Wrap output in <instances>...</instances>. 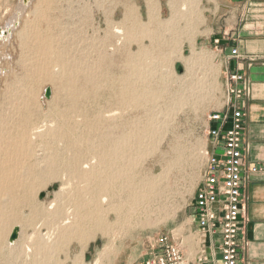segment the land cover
<instances>
[{
	"label": "rangeland",
	"instance_id": "1",
	"mask_svg": "<svg viewBox=\"0 0 264 264\" xmlns=\"http://www.w3.org/2000/svg\"><path fill=\"white\" fill-rule=\"evenodd\" d=\"M23 1L25 0H0V30L8 22L14 20L17 14H20ZM210 1L216 2V7L219 9L217 0H157L155 8L157 13L160 12L161 20L165 21L168 19L173 11L175 13L178 12L177 14L180 17L186 16L191 21L187 23L186 21H180L178 25L190 28L192 25L194 29V31H191L190 28H186L188 32H194V34L186 32L184 36L181 34L177 35L179 32L175 30L165 32V35L171 40H169L168 45L171 48L168 50L169 56L172 52L170 61L166 62L156 52L151 54L153 56L150 55V58L141 55L142 57L139 56L138 59L143 64L154 62L156 68L155 76L152 75L154 79L150 77L146 82L142 79V81L138 80V90L140 91L142 85H144V88L148 86L167 89L169 94L166 97L170 102L167 101L166 103L165 99L159 100V102L154 103L155 105L149 103L148 107L144 106L145 103H143V106L140 105L142 107H136V105L126 102V104L124 103L126 106L122 105L123 109L121 107V111L114 116V122L112 121V123L106 117V112L103 111H107L109 105L111 107L115 106V103L112 102V95L116 98V92L123 86L120 85L121 78L125 75L127 76V74H133L134 71L132 67L128 68L124 64L120 66L114 64L116 67L107 65V70L102 72L101 67L105 64L99 58V55L109 50H104V42L107 39H115V42L117 41V37L114 35L116 27L123 32L121 35L122 40L127 35H130L129 31H133L132 27L134 25L137 24L138 26L139 24L143 28L147 27L150 9H148L146 1L32 0L30 6L21 13V22L17 30L13 32L12 38L0 44V120L12 111V105L10 104L12 94L16 92L20 94L21 90L26 87H34V94L37 96L35 106L33 105L34 109L35 111L39 110L37 111L39 113H43L40 116L38 113V117L34 118L38 122V126H41L42 123L44 125L46 118L43 115L48 114V117H52V112L58 108L57 105H62V101L60 102V100L66 98L68 91L62 89V84L54 81L50 83L42 79L38 81V84L32 85L25 79L30 61L42 60L45 56L43 53H38L35 56L33 55L34 52L36 50H45V45L49 43H52L55 50V54L51 53L49 57L54 58L56 56L55 58H57V54L59 53L62 55L61 62L59 60L51 61L53 63L48 66L49 73L61 74L63 62H66L69 67L73 68L74 52L77 59H82L83 57L81 61L86 62L83 65L79 61L80 66L87 67V71L82 70L84 73L88 72L87 74L85 73L86 75H90V73L95 75L96 80L100 81V83L104 80L107 81L101 83L99 87H101L102 91L105 90V95L107 96L108 94V98L104 96L102 100L88 102L87 106L83 104L81 109L84 110L85 108L88 111V116L85 114L84 117H80L76 114L73 115L74 120L70 121L59 118L57 125L60 123L59 129L61 135L64 136L63 142L58 140L59 142L57 141L55 144L54 142L56 141L51 138L43 139L44 141L51 142L57 148L55 147L56 151L52 150L53 154L52 152L51 154L47 152L51 157L41 159L40 166L37 168L40 177L38 185L33 191V195L36 196L31 195L30 199L32 198L33 200L35 198L34 202L36 201L35 203L39 205V208L41 206V208H38L39 210L34 214L30 209L21 205L20 209L18 208L17 211H11L12 213L8 214L11 217L9 216L8 218L7 216V221L10 219V222H7L8 224H6L4 229L8 234V239L0 246V264H75V257L80 256L81 253L84 259L83 264H96L100 258L101 251L107 244L110 245L109 252L106 256L101 257V260L97 264H144L153 252L155 242L161 236L168 234L174 235L176 242L182 244L188 260L192 264L196 262L199 248L197 246V237L192 217L194 213L195 192L203 179L206 166V160L202 155V151L207 146L208 117L211 113L221 110L227 100L223 74L225 70H222L223 63L221 60L223 56L221 54L222 50H220L221 48L217 49L205 45L204 35L208 31L210 32L209 21L211 19V11L208 6ZM189 11H192L193 15L199 12L203 25L197 22L194 23L193 18L188 16ZM223 15L224 11L218 13V16ZM140 26L137 30L135 29L136 32H133L128 42L129 51L135 55L139 54L140 47H148L150 45L149 38L152 34L148 30H142ZM189 34H192V37ZM193 35L197 36L194 37ZM181 36L184 42L177 48L176 44ZM184 37L186 39L191 38V43L196 53L201 54L198 62H195L196 59L195 61L192 60L190 41H187ZM111 49L108 53L114 57V51ZM99 50H101L100 53ZM100 60L101 62H99ZM180 68L183 69V72L179 71ZM141 70L145 69L142 68ZM68 76L73 77V70L70 71ZM65 78L63 79L65 80ZM47 88H51L52 90L50 100H47L42 95L44 89ZM107 89H109V92L115 90V93L111 95ZM109 97H111L110 100ZM179 97L187 99L183 103L184 105L172 106L175 98ZM100 107L106 108L101 109L102 111L100 110L99 112ZM95 109L103 115H97L98 112ZM92 111L93 113H91ZM96 115L98 116L97 118H95ZM152 115L160 123L167 124L168 130L159 135L158 143H156L157 152L155 154H146V158L141 157L139 160L144 163L138 160L137 168L135 167L133 171L134 176L136 174V178L133 176V181L136 182L138 180L139 182V178L141 179L143 176L150 174L158 179V184L160 185L158 189L164 196H159L154 202L149 203L150 205L148 203H136L134 205L133 200L128 198L131 189L128 188L123 191L119 188L112 189L109 193L105 194L108 197L110 196V200L113 198L114 204L113 208H111L112 206H107V213L108 215L110 214V218L112 217L111 220L115 219L118 215L119 205L123 213L121 212V222L119 221L117 224L111 226L110 230L106 232L107 235L99 232L85 246L81 245L77 239H72V241L71 239H65L57 242L56 238L55 241H47L49 237L47 235L49 223L51 221L43 219L45 216H48L47 213L58 209L63 213L73 212L75 215L74 211L77 210L78 206H85L91 199V187L88 185V178L80 177L75 173V169L78 170L79 167L81 168L82 163L90 161L94 153L107 152L109 149L106 148H111L112 143L110 142L119 134H130L134 130L136 139L140 138L142 134L140 131H137L135 126L137 127V124L142 122L143 119L145 121ZM89 116L90 118H87ZM98 118H101V121ZM19 119L23 121L24 117L20 116ZM89 119L91 122L95 119L92 122L93 124H91ZM39 122L42 123L40 124ZM97 123L98 125H96ZM121 123H124V127ZM37 124L35 122V126ZM116 124L120 126L117 127ZM92 125H95V127H91ZM96 126L100 128H96ZM43 140L38 139L37 144L41 142L42 145ZM40 154V157H44L42 156L44 153L40 152ZM135 154L138 153L135 152ZM161 154L163 155L162 157ZM147 155L150 157L148 158ZM152 156H155V158ZM71 161H73L74 165L73 175L70 172ZM113 170H117V168ZM116 184L120 185L121 183L118 181ZM63 187L67 189V192H60ZM50 189L52 190L49 191ZM42 193H46L44 199L40 198ZM122 204L123 207H121ZM51 205L55 209L48 210ZM32 220L33 222H31ZM37 220L42 221L40 222L42 226L39 229L40 231L35 227ZM16 227H19L21 230L20 237L13 245L9 246V238ZM37 242L44 244V249L39 252L34 250V252L29 253L30 255L27 254L26 248L33 247L34 244L36 246Z\"/></svg>",
	"mask_w": 264,
	"mask_h": 264
},
{
	"label": "bare ground",
	"instance_id": "2",
	"mask_svg": "<svg viewBox=\"0 0 264 264\" xmlns=\"http://www.w3.org/2000/svg\"><path fill=\"white\" fill-rule=\"evenodd\" d=\"M145 1H146L148 9H150V11H149L150 14H149L148 21H147L148 23L146 25L147 27L143 28V26L141 27L139 24H138V26H137V24L134 26L132 25L133 29L132 28L131 29L133 31H129V34L131 36L130 35H127L126 37L124 36L126 39L124 38L123 40L121 38V35L123 34V32L118 27H116V30L114 31V33H115L114 35L117 37V39H116L117 41L115 42V39H107L104 42V50L105 49L110 50V48H112L111 50L114 51L113 52L114 57L111 56L112 54L109 55V53H108L109 50L107 52H105L103 54L101 53V55H99L100 56L99 58H101V60L105 64V65L103 64L105 67L104 66L101 67L103 70L102 72L107 70V67H108L107 65L113 67L114 64H117L118 66H120L121 64H124V66L126 65V66H128V68L132 67V69L134 71L133 74H131L130 73L132 71L131 70L129 72L131 75L127 74V76L125 75L121 78V84L120 85H123V86L120 87L121 89H118V91L116 90L117 91L116 95L118 97L115 96L116 98H114L112 95V93H115V90H113L114 92L112 90L109 92V89H107L109 94L112 95V99H113L112 102L115 103L114 104L115 106L111 107V105H109L108 106L109 109L107 111H103V112H106V115H107L106 117L109 118L108 120H110L111 123H112V121L114 122V120H113L114 116L119 114L118 112L121 111L122 105H125L126 102L132 103V104L136 105V107L140 106V105L143 106V103H145L144 106H147V105L149 106V103L154 104L156 102H159V100L161 101L164 99H165L166 103H167V101L170 102V100H167V97H166L169 94V91L167 89H164V88L162 89L159 87H148V86H147L148 88L146 87L147 88L146 89L143 87L144 85H142V86L140 85L142 88L140 87V91L138 90V88H139V86L137 85L138 80L142 79V80H144V82H146L150 79V77L153 78L155 76V69H156L154 66V62H151L149 64H143L138 60L139 56L142 57L141 55H143L145 57L150 58V55L153 54L154 52H156V53H159L160 56L163 57V59L166 62H168L171 59L172 52H171V55L169 56L168 50L171 48L168 45H169L170 39H168V36L165 35V32H168L170 30H175V31L179 32V33L177 32L178 33L177 35L181 34L183 36L185 35L186 32L194 34V32H188L186 30V28H190V27H180V25H178L180 23V21H186V23L191 22V21H189V18H187L186 16L180 17L177 14L178 12L175 13L173 11L171 16L168 19H166L165 21H163L160 19L161 18L160 12L158 11L159 13H157L156 8H155V6L157 4L156 3L157 0H145ZM31 3H32V0L23 1L22 7L20 9V11H21L20 14L16 13L17 15L15 16V19L8 22L5 25V27H3L0 30V44L3 43L4 41H9L12 38L13 32L15 30H17L19 23L21 22L20 21L21 16H22L21 13H23V11L26 10V8H28ZM158 8H157V10H158ZM41 15H43V14H41ZM188 16L193 18V21H195L194 23H196V22L199 24L201 23L199 12L197 14L193 15V12L191 11ZM130 18H132V17H130ZM194 18H195V20H194ZM201 24L203 25V23H201ZM139 26H140V28H142V30L143 29L145 31L148 30V31L152 32V34L149 38L150 45L148 47H142V48L140 47L139 54L135 55L129 51V47H128L129 43L128 42L130 41L129 38L132 37V34L135 31V29L137 30ZM196 27H198V26H196ZM191 28H190V30L194 31L192 25H191ZM196 34H197V31H196ZM189 35L191 36L192 34H189ZM193 36L195 37L197 35H193ZM21 37H22V34H21ZM186 40L190 41V46L192 47L191 48L192 49V51H191L192 60L195 61V59H196L195 62H198L200 57H201V54L199 53L200 54L199 55L198 53H196L195 48H193V44L191 43V38H187ZM183 42H184L183 37L181 36V38L177 41L176 47L177 48L180 47ZM101 45H102V43H101ZM120 45H121V47H120ZM33 47H35V46H33ZM45 47H46L45 50L44 49L43 50H36L34 52V54L32 51V54L35 56H37L38 53H43L45 56L43 57L42 60L40 59L37 61H33V60L30 61V63H29L30 66L27 67L28 72H27L25 79L29 82V84H32V85L38 84V81H40L42 79H45L46 81H48L50 83H52L53 81L58 82V83L62 84L61 85L62 89H65L66 91L67 90L68 91L66 94V98L60 100V102L62 101V105L58 104L57 110L56 111L54 110V112H52V115L49 114L52 117H48V114L43 115L46 118V120L44 121V125L41 122L43 126L42 125L38 126V124H37L38 122L35 121L36 119H34L35 117L36 118L38 117V113H39V112H37L39 110L35 111V109H34L35 102L37 101V96H35V94H34V92H35L33 89L34 87H26L23 90H21L20 94H18V92H16L15 94H12L11 99L9 98L11 101L10 104L12 105V111L10 114H6L0 120V246L5 241H7V239H8L7 238L8 234L4 229L6 227V224H8L10 222L9 221L10 219L8 220L9 222L7 221V216L9 213H12L11 211H17V209L18 208L20 209V206L22 205L23 207H27L28 209H30L31 212H34V214H35V212L41 208V206L39 208L38 207L39 205H37V203H35L36 201L34 202L35 198H33V200H32V198L30 199L31 195L34 196L33 191L37 187L38 179L40 177L39 173L37 172V168H38V166H40V163L42 161L41 159H46L47 157L48 158L51 157L50 154H51L52 150H55V147H56L51 142L44 141L43 139L46 140L47 138L48 139L51 138V139L56 141V142H54L55 144L57 143L58 140H61L63 142L64 136L61 135V133H60V129H59L60 123H59V125H57V121L59 120V118L68 119L70 121V120H74L73 115H76V114H77V116H80V117L83 116L84 117V115L87 114L88 111L85 108H84V110L81 109V106H83V104L86 105L90 101L102 100V97L106 96L105 90L102 91L100 89L101 87H99V86H101V83H103L106 80H104L103 82L100 83V81L96 80L95 75H93L91 73H90V75H86L88 72H85L86 73L85 74L82 70L84 69L85 71H87L88 69H87V67L84 68V67L80 66L79 61L83 65H85L86 62L84 63V61H81L83 59V57L81 55L80 56L82 57V59H79V58L77 59L74 52H73V68L69 67L66 62H63L62 63L63 67L61 68V70H62L61 74L57 75V74H54L53 72L49 73V70H48L49 67L48 66H50V64L53 63L51 61L59 60V62H61L62 61V55L59 53V54H57V58H55L56 56L54 58H51V57H49L50 54L51 53L55 54V50L52 46V43L46 44ZM41 49H42V47H41ZM101 50H99V53ZM102 52H104V51L102 50ZM85 56H87V55H85ZM151 56H153V55H151ZM87 59H88V57H87ZM101 60L99 62H101ZM25 62H27V61H25ZM143 62H144V60H143ZM118 66H117V68H118ZM114 67H116V66H114ZM192 67H193V65H192ZM142 68L145 70H141ZM71 70H73V77L68 76V74L70 73ZM152 75H154V76H152ZM66 76H68V77H66ZM63 78H65V80ZM66 79H67V81H66ZM108 83H109V81H108ZM166 83H168V82L166 81ZM157 86H159V85H157ZM45 90L46 89H44L42 95L45 94ZM107 96H108V94H107ZM107 96H106V98H108ZM110 98L111 97H109V100H110ZM186 100L183 97L175 98L174 103L172 104V102H171V104H172V106H174V105H178V106L182 105L183 106L184 105L183 103H185ZM89 106H90V103H89ZM129 106H131V105H129ZM142 106H140V107H142ZM103 108H106V107H100L99 112L101 109L103 110ZM122 109H123V107H122ZM95 111L98 112V110H96V109H95ZM99 112L97 113V115L100 114ZM41 113L42 112L39 113V116ZM91 113H93V111ZM97 115L95 118L98 117ZM20 116L24 117L23 121H21V119H19ZM87 116H88V114H87ZM154 117L152 115L149 117V119H147L145 121L143 119L142 122L139 123L140 125L137 124V127L135 126V128H137V131L138 132L140 131V133L142 134V135H140L141 137L139 136L140 138L136 139V136L134 135L135 134L134 130H133V133H130V134L122 133V134L117 135L116 137L114 136L115 139H113V141L110 142V143H112L111 148H106V149H109V150H107V152L94 153L92 159L91 160L89 159L90 161L82 163L81 168L79 167L78 170L75 169L76 170L75 173H77L80 177L88 178V180H89L88 185L91 187V188L89 187L91 189V191L89 190L91 199L87 204H85V206H83V207L78 206L77 210L74 211L75 215L73 214V212H67V213L64 212L63 213V212L59 211L58 209H55L54 206L51 205L48 210H52V209H55V210H53V212H51V213H47L48 216H45V218H43V219L51 220L49 223V232L47 234V235H49V237L47 238V241L52 242L53 240L55 241L56 238H57V242L59 240H65V239H71V241H72V239H77V241H79L81 243V245L85 246L90 240H92L93 238L96 237L97 233L101 232L103 234H106V232L108 230H110L111 226L117 224L120 221L121 212L123 213V211L120 210L121 208H119L120 205L118 206V212H117L118 215L116 216L115 219L111 220L112 217L110 218V216H109L110 214L108 215V213H107V206H112L111 208H113L114 204H113V198L110 200L109 199L110 196L108 197L105 194L109 193L112 189L119 188L121 191L126 190L128 188L131 189V193H129L128 198L133 200L134 205L136 203L137 204H145V203L151 204V202H154L155 199L159 198V196H164L163 193H161L158 189V187L160 186L158 184L159 183L158 179L156 177L151 176L150 174L143 176L141 179L139 178V182H138V180H136V182L133 181V176H134L133 171H134L135 167L137 168L138 162L141 161L139 159L141 157H145L146 154H148V153L155 154L158 150L156 143H158L159 135L161 133H163L165 130H168L167 124L160 123L158 121V119H156ZM87 118H90V116ZM147 118H148V116H147ZM38 120H39V118H38ZM98 120L101 121V118L100 119L98 118ZM104 121H105V119H104ZM35 122H36L37 126H35ZM90 122H91V120H90ZM92 122H91V124H93ZM96 122H97V120H96ZM71 123H73V122H71ZM98 123L96 125H98ZM122 125L124 127V123ZM116 126L119 127L120 125L118 126L116 124ZM88 127H90V125H88ZM91 127H95V125H92ZM96 128H100V127L96 126ZM120 130L122 131V129H120ZM113 133H115V132L113 131ZM38 139H42L44 141L42 143V145H41V142H40V144H37ZM72 141H73V139H72ZM70 144H72V143H70ZM107 144H109V143H107ZM40 149H41V151H39ZM55 151H54V153H55ZM146 151H148V152L146 153ZM40 152L44 153L42 155L44 157H40V155H41ZM47 152L48 153L50 152V154L48 155ZM135 152H137L138 154H135ZM52 154H53V152H52ZM162 156L163 155L161 154V157ZM166 156H167V154H166ZM147 157H148V155H147ZM169 157H170V155H169ZM76 158H77V156H76ZM153 158H155V156ZM51 162H53V161H51ZM71 162L72 163H71V167H70V172L73 175V166L74 165H73V161H71ZM125 162H126V164H125ZM141 162H140V164H141ZM55 163H57V162L55 161ZM142 163H144V162H142ZM114 168H117V170H113ZM137 175L139 176V174H137ZM134 178H136V174H135ZM126 180H127V182H126ZM160 180H162V179H160ZM118 181H119V183H121L120 185L116 184ZM40 187H41V185H40ZM66 190L67 189L65 187H63V188H61L60 192L65 193ZM87 192H88V190H87ZM90 196H88V197H90ZM59 197H61V196H59ZM71 199L73 200V198H71ZM116 204H118V203H116ZM121 207H123V204ZM132 209H134V208H132ZM108 210H110V209L108 208ZM111 212H112V210H111ZM37 215H38V213H37ZM9 216H8V218H9ZM12 216H14V215H12ZM38 220H40V219H38ZM38 220L35 224V227H36V229L39 230L42 227L40 224V222H42V221H38ZM31 222H33V220ZM38 230H36V231L39 232L40 230L39 231ZM8 244L10 246V245H13L14 243L11 244L8 242ZM43 245L44 244L37 242L36 246L34 244L35 248H34V246L33 247H27L26 252H27V254H29V253L34 252V250L38 251V252L40 250L42 251L44 249ZM109 246L110 245L107 244L103 248V250L100 253V258H99V260H97V262L101 260V257L106 256V254L109 252V249H110ZM0 250H1V248H0ZM81 255H82V253H81ZM81 255L78 257H75V261H74L75 264H83L84 259H83V255L82 256ZM26 256H28V255H26ZM97 262H96V264H97Z\"/></svg>",
	"mask_w": 264,
	"mask_h": 264
},
{
	"label": "built area",
	"instance_id": "3",
	"mask_svg": "<svg viewBox=\"0 0 264 264\" xmlns=\"http://www.w3.org/2000/svg\"><path fill=\"white\" fill-rule=\"evenodd\" d=\"M218 48L220 41L215 40ZM230 59L243 61L237 48ZM227 100L208 117L207 146L202 151L206 166L194 196L193 225L198 254L194 264H240L247 217L245 191L250 179L264 173L251 165V143L246 131V101L251 86L243 70H225ZM144 264H192L174 235L161 236Z\"/></svg>",
	"mask_w": 264,
	"mask_h": 264
},
{
	"label": "crops",
	"instance_id": "4",
	"mask_svg": "<svg viewBox=\"0 0 264 264\" xmlns=\"http://www.w3.org/2000/svg\"><path fill=\"white\" fill-rule=\"evenodd\" d=\"M210 1V32L204 35L205 45L222 50V70H243L251 86L246 101V131L251 143V165L264 167V0ZM224 11L223 16H218ZM237 48L243 61L229 58ZM248 224L241 243L240 264H264V173L252 176L245 191Z\"/></svg>",
	"mask_w": 264,
	"mask_h": 264
},
{
	"label": "water",
	"instance_id": "5",
	"mask_svg": "<svg viewBox=\"0 0 264 264\" xmlns=\"http://www.w3.org/2000/svg\"><path fill=\"white\" fill-rule=\"evenodd\" d=\"M25 1H26V0H25ZM239 1H242V0H239ZM179 71H180V72H183V69L180 68ZM44 96H45V98H46L47 100H50V99H51V97H52V90H51V88H47V89L45 90V94H44ZM51 190H52V189H50L49 191H51ZM45 196H46V193H42V194L40 195V198H41V199H44ZM20 232H21L20 228H19V227H16V228L13 230V232H12L10 238H9V243H11V244L15 243V242L19 239V237H20Z\"/></svg>",
	"mask_w": 264,
	"mask_h": 264
}]
</instances>
